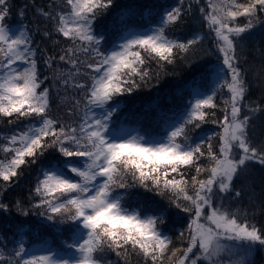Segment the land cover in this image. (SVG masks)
I'll list each match as a JSON object with an SVG mask.
<instances>
[{
  "label": "snow or ice",
  "instance_id": "obj_1",
  "mask_svg": "<svg viewBox=\"0 0 264 264\" xmlns=\"http://www.w3.org/2000/svg\"><path fill=\"white\" fill-rule=\"evenodd\" d=\"M49 7L40 14L70 42L58 57L70 70L67 74L60 70L56 79L65 86L71 82L80 98L66 112L71 119L50 114L51 88L42 87L48 77L41 79L30 31H13L5 23L11 10L8 0H0V119L9 124L28 121L23 129L3 137L0 181L10 183L23 166L36 163L50 150L57 153L37 178L34 202L24 208L17 201L16 207L25 217L38 215L50 225L67 226L69 238L64 256L47 242L42 254L29 253L21 242L11 255L0 254V264H104L97 254L106 253L126 262L140 257L143 264H252L256 248L264 249V229L252 223L246 211L233 210L224 201L229 194L242 195L233 190V181L249 163L264 166V144L255 145L249 135L252 120L264 107L245 103L248 84L238 54L244 35L264 24V0H206V7L199 9L222 66L213 72L216 80L210 94L193 83L195 99L182 122L159 140L138 131L132 134L123 126L119 131L112 128L120 107L113 102L150 82L151 62L159 67L173 64L203 39L199 34L186 41L166 35V29L181 19L182 8L166 10L159 26L144 32L129 27L131 9L122 11L114 27L123 33L119 36L123 42L108 51L102 49L107 41L98 33L96 21L113 7V0H53ZM240 18L245 22L239 23ZM56 59L49 56L44 63L52 68ZM225 89L223 115L211 121L219 131L192 140L189 126L201 129L216 116L209 110L219 107L215 97ZM191 169L195 175L189 179ZM130 188L166 196L170 207L188 216L179 233V248L171 247L172 238L160 227L164 210L142 214L124 205L119 190L126 193ZM7 207L0 203V209Z\"/></svg>",
  "mask_w": 264,
  "mask_h": 264
},
{
  "label": "trees",
  "instance_id": "obj_2",
  "mask_svg": "<svg viewBox=\"0 0 264 264\" xmlns=\"http://www.w3.org/2000/svg\"><path fill=\"white\" fill-rule=\"evenodd\" d=\"M52 2L53 0H8L11 11L5 23H22L30 31L33 39L32 47L37 52V66L41 79L48 77L42 87L51 88L50 114L58 119L67 120L71 119L66 115L68 108L74 99L80 97L71 82L65 86L56 79L60 70L65 74L70 70V65L58 59L61 50L70 42L57 34L54 25L40 14V9L50 10L49 6ZM56 2L60 3L61 0ZM189 5H191L190 9ZM173 7H181L183 15L175 25L166 29V35L170 39L186 41L194 35L203 34V39L193 46L188 54L181 53L183 58H178L173 64L159 67L154 61L151 62L148 65L152 76L150 82L131 95L118 97L117 101L113 102L119 103L120 107L111 126L120 122L123 124L131 122L139 128L142 135L162 130L165 123L174 120L187 106V98L194 82L205 87L209 86L210 72L220 62V55L216 51L214 36L199 11L201 7H206V0H200L199 3L196 0H113V7L96 21L98 33H102L107 41L102 43V49H107L108 45L116 40L120 41L119 36L122 32L114 25L122 11L131 9L132 15L127 17L130 18V26L135 24V19H143L147 20L148 24H156L153 27H158L165 9ZM21 11L24 12L23 16L20 15ZM148 14H154L156 21L149 20ZM261 20L264 21V15L261 16ZM238 22L244 23V18H240ZM45 31L50 35L45 36ZM238 54L248 84L245 103L253 107L256 105L264 107V24L244 35L238 45ZM49 56L57 57L52 68L44 63ZM199 75L202 78L198 79ZM227 95L226 89L217 92L215 102L219 107L209 110L215 111L216 116L209 117V122L202 125L201 129H193L189 126L188 134L192 140H199L219 131L218 125L211 121L222 117L221 109L224 107L223 101ZM27 123L28 121H22L20 124H9L7 119H0V144L5 143L3 137L11 135L15 130L23 129ZM249 135L255 145L264 144V112L259 113L252 120ZM212 143L214 148L218 147L217 138L214 137ZM55 155L57 153L50 150L36 163L23 166L21 175L12 182L0 181V203L8 206L7 210L0 209V254L6 257L11 255L22 241L25 243L31 241L38 245L47 242L49 246L66 250L65 242L69 238V233L66 232L67 226L50 225L38 215L30 214L25 217L19 214L16 207L17 201L24 208H29L34 202L32 190L37 178ZM2 158L3 154L0 153V159ZM201 163L207 165V161ZM192 175H195L194 169L189 170L188 178L190 179ZM206 175L207 173L200 178H205ZM233 190H240L242 195L234 198V194H229L224 201L225 204L233 210L246 211L251 222L258 228L264 229V166L249 163L247 170L233 181ZM119 192L124 196L123 203L127 208L140 210L142 214H157L160 210H164L165 223L160 227L170 233L173 240L172 248L181 246L182 241L178 237L186 227L188 216L170 207L166 196L150 193L142 188H130L126 193L123 190ZM263 250L258 246L255 262L261 261ZM97 255L104 264H143L142 258L136 256L128 258L126 262L114 253H106L102 257Z\"/></svg>",
  "mask_w": 264,
  "mask_h": 264
},
{
  "label": "rangeland",
  "instance_id": "obj_3",
  "mask_svg": "<svg viewBox=\"0 0 264 264\" xmlns=\"http://www.w3.org/2000/svg\"><path fill=\"white\" fill-rule=\"evenodd\" d=\"M168 10V9H167ZM166 11V10H165ZM164 11V12H165ZM147 18L149 19V20H154V21H156V18H155V16H154V14H148L147 15ZM8 25V24H7ZM156 25V24H155ZM154 25V26H155ZM155 28V27H154ZM11 29L13 30V31H17V30H22V29H24L25 30V27L23 26V25H16V26H14V27H11ZM152 29V28H151ZM123 42V41H122ZM122 42H117V45L116 46H118L120 43H122ZM222 66V64H221V60H220V62L215 66V68H214V70L216 69V68H218V67H221ZM20 67H23V65H20ZM214 70H213V72H214ZM213 72H212V76H211V78L213 77V80H212V86L209 88V89H204L203 87H201V92L202 93H206V94H210V90L212 89V88H214L215 87V80H216V78H215V76L213 75ZM194 99H195V97L191 94V96H190V98H188V102L191 104L193 101H194ZM189 104V105H190ZM187 110H188V108L186 109V111L181 115V117L180 118H178L177 120H176V123H178V122H182V120H183V117H184V115L186 114V112H187ZM96 111V113H97V115H101L102 114V111L100 110V109H96L95 110ZM132 124V123H131ZM133 125V124H132ZM111 126V125H110ZM134 126V129H126V130H129V131H132V134H136V130H135V128L137 127L136 125H133ZM161 126V125H160ZM112 127V126H111ZM170 127L171 126H169L168 127V129H170ZM160 128V127H159ZM158 129V128H157ZM159 132H162V130H159V131H156V132H153L154 134H157V133H159ZM150 138H152V139H155L156 140V135H151V136H149ZM158 140V139H157ZM163 231V230H162ZM164 232V231H163ZM167 234V233H166ZM168 235V234H167ZM52 248V247H51ZM53 249V248H52ZM47 249L46 248H44V247H39V249L36 251V253L37 254H42L43 252H45ZM53 251H55V250H53ZM55 252H57L60 256H64L65 255V253H60V252H58V251H55ZM254 255H255V251H254V253L252 254V257H251V259H252V264H264V253H263V258H262V260L259 262H255V260H254Z\"/></svg>",
  "mask_w": 264,
  "mask_h": 264
},
{
  "label": "bare ground",
  "instance_id": "obj_4",
  "mask_svg": "<svg viewBox=\"0 0 264 264\" xmlns=\"http://www.w3.org/2000/svg\"><path fill=\"white\" fill-rule=\"evenodd\" d=\"M130 19V18H129ZM134 20V19H132ZM135 24L133 26H130L132 29H134L135 31H139V32H144V31H148V30H143L144 27L148 28L149 27V24H148V21L146 20H143V19H135ZM198 79L202 78L201 75H199L197 77ZM13 253V252H12Z\"/></svg>",
  "mask_w": 264,
  "mask_h": 264
}]
</instances>
